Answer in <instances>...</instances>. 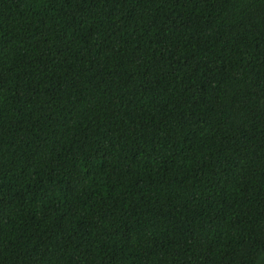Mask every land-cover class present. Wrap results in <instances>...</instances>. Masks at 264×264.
<instances>
[{
  "label": "trees",
  "instance_id": "obj_1",
  "mask_svg": "<svg viewBox=\"0 0 264 264\" xmlns=\"http://www.w3.org/2000/svg\"><path fill=\"white\" fill-rule=\"evenodd\" d=\"M0 264H264V0H0Z\"/></svg>",
  "mask_w": 264,
  "mask_h": 264
}]
</instances>
